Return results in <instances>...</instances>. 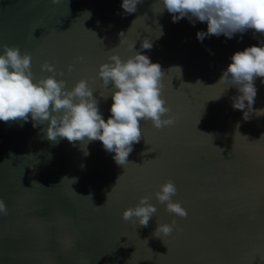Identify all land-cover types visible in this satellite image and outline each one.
Wrapping results in <instances>:
<instances>
[{"label": "water", "instance_id": "95a60500", "mask_svg": "<svg viewBox=\"0 0 264 264\" xmlns=\"http://www.w3.org/2000/svg\"><path fill=\"white\" fill-rule=\"evenodd\" d=\"M121 2L0 0V45L31 54L34 80L52 75L41 71L45 61L64 73L55 78L68 90L85 79L107 120L113 89L102 86L98 66L109 55L123 61L140 52L161 66L162 98L176 117L161 129L141 121L125 166L100 141L53 142L46 123L0 121V199L8 209L0 214V264H264V115H256L264 83L254 80L247 120L232 107L236 88L217 83L231 56L259 47L264 36L249 29L199 41L206 22L173 23L159 0H141L131 14ZM144 38L151 49L141 48ZM166 180L186 217L156 201ZM146 195L157 209L148 226L123 220ZM173 221L164 242L152 235L157 224Z\"/></svg>", "mask_w": 264, "mask_h": 264}, {"label": "clouds", "instance_id": "9594fccd", "mask_svg": "<svg viewBox=\"0 0 264 264\" xmlns=\"http://www.w3.org/2000/svg\"><path fill=\"white\" fill-rule=\"evenodd\" d=\"M58 2L59 0H51L52 4ZM159 2L162 4V10L172 14L173 23L182 18H187L190 22H206L207 31L196 33L199 41L207 36L221 34L231 39L234 34H242L249 29L264 36V0H159ZM138 3H141V0H122L121 8L125 13L131 14L136 11ZM119 35L121 37L119 44H123L124 33L121 32ZM151 47V42L144 38L141 48ZM133 48L134 44L130 43L128 50L131 51ZM0 50H2L0 121L28 122L31 118L33 127L46 123L47 127L44 129L46 138L53 142H57L58 138L84 145L100 141L105 151L114 153L113 160L121 166L128 163L127 157L133 150V144L138 143L142 137L141 121H150L155 129L170 127L176 122V117L169 115L171 109L166 107V102L162 98L164 85L161 81L164 73L161 66L151 62L148 56L140 52L135 51L123 61L118 55L112 54L107 57L110 62L98 66L97 76L102 86L107 87L111 84L113 89L112 104L109 108L111 115L105 120L99 111L97 100L93 97V90L85 79H80L68 90L63 79L55 78L63 76L64 73L58 72L53 65L45 61L40 65L41 71L52 75L34 80L30 53L26 51L22 53L18 46L0 45ZM81 59L76 58L77 61ZM230 59L231 63L223 70L217 83L236 88L239 95L231 98L232 107L241 110L243 119L247 120L257 95L254 80L259 77L261 83H264V43L259 47L253 45L243 51H237ZM171 69L180 72L179 67L169 70ZM67 70L72 71L71 64L67 66ZM245 108L249 111H244ZM256 115H264V109L256 110ZM198 122L199 119L196 123ZM148 151L154 150L150 148ZM84 154L88 155L87 151ZM65 179L66 177L61 182ZM33 183L38 184L36 181ZM158 187L159 190L153 193L156 201L164 204L167 212L181 218L186 217L187 212L181 204L172 201L177 192L175 184L171 180H166ZM109 194L110 192L107 199ZM149 200V196H142L134 207L122 212V219L147 227L157 211ZM0 214H8L3 199H0ZM174 227L175 221L171 224H157L152 235L159 238L167 237L173 232Z\"/></svg>", "mask_w": 264, "mask_h": 264}]
</instances>
